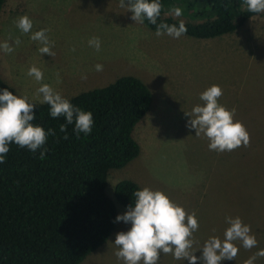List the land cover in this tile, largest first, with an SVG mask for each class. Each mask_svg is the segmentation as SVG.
I'll return each mask as SVG.
<instances>
[{"label":"rangeland","instance_id":"374dc122","mask_svg":"<svg viewBox=\"0 0 264 264\" xmlns=\"http://www.w3.org/2000/svg\"><path fill=\"white\" fill-rule=\"evenodd\" d=\"M21 15L32 20L31 31L48 29L54 55L40 53L39 42L20 32L14 20ZM130 16L117 0H5L0 40L12 44L19 38L21 43L13 44L11 53L0 52V77L33 103L40 102L36 93L40 83L70 97L123 74L140 77L152 93L150 109L134 130L140 153L108 171L106 193L114 198V185L124 178L164 192L187 213H195L199 227L193 238L201 243L209 235L222 237L225 216H239L251 227L257 245L244 249L235 242L239 248L235 261L220 264H241L257 248H264V13L213 39L156 36L155 30ZM93 36L101 41L99 51L88 44ZM96 64L103 66L101 71ZM30 65L41 69L42 81L27 75ZM212 84L222 89L218 102L234 108V119L246 128V146L209 150L207 138L186 126L185 112L201 103L198 94ZM114 202L117 214L126 210ZM127 227L117 222L108 240L80 264H123L111 242ZM157 264L187 260L161 253ZM255 264H264V256Z\"/></svg>","mask_w":264,"mask_h":264},{"label":"trees","instance_id":"16d2710c","mask_svg":"<svg viewBox=\"0 0 264 264\" xmlns=\"http://www.w3.org/2000/svg\"><path fill=\"white\" fill-rule=\"evenodd\" d=\"M4 2L0 0V14ZM161 5L157 23L182 20L184 34L197 39L233 33L259 14L249 12L244 0H161ZM173 7L182 9L180 17L171 14ZM143 24L156 28L147 20ZM4 87L16 94L0 77ZM67 98L92 113L89 134L75 135L68 125L65 139L59 130L63 117H50L49 106L36 102L32 123L55 132L46 140L44 158L39 150L33 153L10 143L0 163V264H80L112 234L117 223L114 200L126 207L131 193L142 187L124 178L115 183L114 198L105 191L108 171L140 153L134 130L151 106L148 85L136 75L123 74Z\"/></svg>","mask_w":264,"mask_h":264},{"label":"clouds","instance_id":"9594fccd","mask_svg":"<svg viewBox=\"0 0 264 264\" xmlns=\"http://www.w3.org/2000/svg\"><path fill=\"white\" fill-rule=\"evenodd\" d=\"M120 7L130 11V18L137 23L147 20L156 25L155 35H168L179 38L187 29L182 20L176 24L157 23L161 14V0H117ZM244 5L251 13L264 12V0H244ZM171 14L180 17L182 9L173 7ZM21 33H29L31 40L40 44L38 51L42 54L54 55L49 39L48 29L40 28L31 31L32 20L27 15H21L14 20ZM19 38H13L12 44L8 40H0V52H13V44L19 45ZM89 46L99 51L101 41L99 37H90ZM97 71L102 70L101 64H96ZM27 75L35 81L44 79L43 72L35 65L27 68ZM85 78L82 76V79ZM60 77L57 74V82ZM40 102L49 106L50 117L62 116L64 123L59 130L65 133L68 125H72L75 135L89 134L94 120L90 111L73 105L70 100L61 95L48 83H40L36 89ZM222 95L219 85L212 84L201 91L198 96L201 103L194 104L188 117L186 126L195 130V135L203 134L208 140V149L217 152L231 151L241 144L247 145L249 134L239 120L234 119L235 109H228L218 102ZM34 103L27 96L14 94L8 88H0V163L4 162L5 154L9 151V144L15 143L19 147L27 148L35 153L39 150V158L45 156L46 140L48 136H55L53 129L47 130L40 124L32 123L34 119ZM132 202L126 206L123 213L114 217L115 222L128 225L126 230L118 231L111 242L116 246L114 255L123 264H157L161 253H171L173 259L187 260V264H220L224 260H233L240 247L251 249L256 247L257 240L251 227L244 223L239 216H225V227L222 237L209 235L201 242L193 238V233L199 227L195 213H187L183 206L173 202L170 197L160 190L148 186L137 188L131 193ZM194 244L196 247L194 248ZM199 250V255L195 253ZM264 256V248L257 250L241 264H255L258 257Z\"/></svg>","mask_w":264,"mask_h":264}]
</instances>
